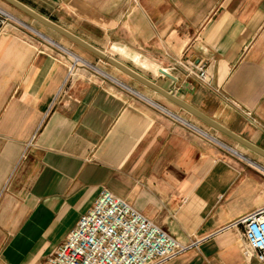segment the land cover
Here are the masks:
<instances>
[{
  "label": "crops",
  "instance_id": "1",
  "mask_svg": "<svg viewBox=\"0 0 264 264\" xmlns=\"http://www.w3.org/2000/svg\"><path fill=\"white\" fill-rule=\"evenodd\" d=\"M20 1L264 149V0ZM8 11L21 26L0 30V264H49L104 188L182 242L211 234L163 264H264L242 225L214 233L264 206L263 155ZM198 61L209 84L188 72Z\"/></svg>",
  "mask_w": 264,
  "mask_h": 264
},
{
  "label": "built area",
  "instance_id": "2",
  "mask_svg": "<svg viewBox=\"0 0 264 264\" xmlns=\"http://www.w3.org/2000/svg\"><path fill=\"white\" fill-rule=\"evenodd\" d=\"M0 5V30L10 19ZM69 74L78 62L74 57ZM188 72L209 84L207 65L191 62ZM264 172V165H260ZM242 225L246 257L264 261V206L240 216L230 226ZM213 235V234H212ZM210 235L182 242L161 228L125 198L104 188L93 204L69 230L66 238L48 255L49 264H163Z\"/></svg>",
  "mask_w": 264,
  "mask_h": 264
},
{
  "label": "water",
  "instance_id": "3",
  "mask_svg": "<svg viewBox=\"0 0 264 264\" xmlns=\"http://www.w3.org/2000/svg\"><path fill=\"white\" fill-rule=\"evenodd\" d=\"M4 1H6L10 5L16 7L17 9L24 12L25 14L29 15L34 20L38 21L39 23L43 24L44 26L59 32L60 34L66 36L68 39L79 44L80 46L87 49L88 51L96 54L99 58H101L104 61H106L107 63L115 66L117 69L121 70L122 72L131 76L132 78L138 80L139 82H141L145 86H148V87L158 91L164 97L171 100L175 104L179 105L181 108L188 111L189 113L196 116L197 118L201 119L202 121H204L206 124H208L212 128L232 137L233 139H235L236 141H238L240 144L247 147L248 149L264 156V149L260 148L259 146H256L252 142H250L247 139L236 134L235 132H233L229 128L222 125L217 120L213 119L212 117L206 115L205 113H203L202 111H200L199 109L194 107L193 105L189 104L187 101L176 96L171 91L164 89L160 85L156 84L154 81L144 77L143 75H141L140 73L131 69L130 67H128L127 65H125L121 61L115 59L114 57H112V56L106 54L105 52L101 51L100 49L96 48L94 45L90 44L89 42H87L84 39L80 38L79 36L75 35L74 33L69 31L68 29L64 28L60 24L48 19L44 15H42L39 12L35 11L34 9L28 7L27 5L22 3L20 0H4ZM160 72L169 76V77H173V75L171 73H169L168 71H166L162 68H160Z\"/></svg>",
  "mask_w": 264,
  "mask_h": 264
},
{
  "label": "rangeland",
  "instance_id": "4",
  "mask_svg": "<svg viewBox=\"0 0 264 264\" xmlns=\"http://www.w3.org/2000/svg\"><path fill=\"white\" fill-rule=\"evenodd\" d=\"M0 2L4 5L3 7H5L6 9H10V11L11 12H13L14 14H16L17 16L18 15H22V13L20 12V11H18V10H16V9H14L11 5H9L8 3H6V2H4V1H1L0 0ZM9 24H13V25H17V26H21L20 25V23L19 22H17V21H15V20H10L9 21ZM31 25V24H30ZM91 56V55H90ZM95 59H94V61H92V63L93 64H95V65H97L98 67H101V68H103L105 71H107L108 73H112V68L111 67H109V65H106L105 63H103L102 61H100L98 58H96V57H94ZM71 62H73V61H71ZM83 64V62H81L80 60L75 64V67H74V71H75V69L77 68V66L79 65V64ZM85 64V63H84ZM88 66V70L90 71V72H92V73H94V74H98V72H97V70L95 69V68H93L92 66H90V65H87ZM114 72V71H113ZM120 75V77H122V79H127V80H129L128 78L129 77H126L125 75H123L122 73H120L119 74ZM132 83H130V82H126V83H129V84H136L137 85V87H139V88H142L144 91H149L148 89H146L143 85H141V84H139V83H137V81H134V80H132L131 81ZM136 87V88H137Z\"/></svg>",
  "mask_w": 264,
  "mask_h": 264
},
{
  "label": "bare ground",
  "instance_id": "5",
  "mask_svg": "<svg viewBox=\"0 0 264 264\" xmlns=\"http://www.w3.org/2000/svg\"><path fill=\"white\" fill-rule=\"evenodd\" d=\"M3 8V10H4V12L8 15V17L10 18V19H13L14 17H13V14H11L6 8H4V7H2ZM74 58L75 59H77V60H80V57L79 56H77V55H75L74 54ZM99 68V67H98ZM102 69V68H101ZM145 95V94H144ZM143 96V95H142ZM144 97H147V96H144ZM149 100H151V99H149ZM153 102V101H152ZM163 108V107H162ZM163 109H165V110H167L168 112H170V113H173L174 114V112H172V111H170V110H168V109H166V108H163ZM176 115V114H175ZM196 127V126H195ZM197 129H199V130H201L200 128H198V127H196ZM202 132H204L203 130H201ZM205 133V132H204Z\"/></svg>",
  "mask_w": 264,
  "mask_h": 264
}]
</instances>
